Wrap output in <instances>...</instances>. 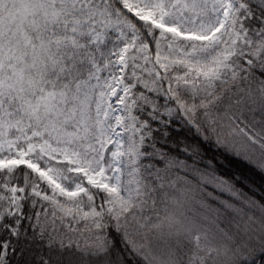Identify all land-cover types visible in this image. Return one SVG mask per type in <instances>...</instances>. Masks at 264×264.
Segmentation results:
<instances>
[{"label": "snow or ice", "instance_id": "6c2138e0", "mask_svg": "<svg viewBox=\"0 0 264 264\" xmlns=\"http://www.w3.org/2000/svg\"><path fill=\"white\" fill-rule=\"evenodd\" d=\"M0 264H264V0H0Z\"/></svg>", "mask_w": 264, "mask_h": 264}]
</instances>
